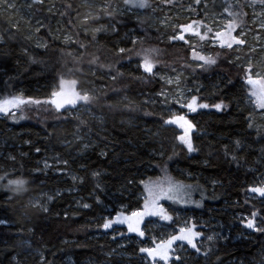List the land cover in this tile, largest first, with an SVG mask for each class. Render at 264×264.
<instances>
[{
  "label": "trees",
  "instance_id": "16d2710c",
  "mask_svg": "<svg viewBox=\"0 0 264 264\" xmlns=\"http://www.w3.org/2000/svg\"><path fill=\"white\" fill-rule=\"evenodd\" d=\"M68 3L76 11H87L81 0L32 4L34 18L43 24L33 36L20 25L19 31L9 32L13 20L0 13V35L4 36L0 43V99H49L51 92L58 90L61 75L79 80L78 90L95 89L100 97L91 105H66L59 113L47 105L24 104L14 116L0 117V176L6 175L0 181V219L7 221L0 224V264H14L11 258L17 253L20 264H40L41 257L44 264H164L153 262L139 251L146 248L142 241L122 248L125 227L113 223L104 229L102 225L106 221L105 208L118 212L127 207L126 214L143 208L144 199L139 196L147 192L142 181L166 186L169 180L185 186L183 197L193 203L175 206L186 211L192 208L189 216L195 217L194 224L200 226L202 234L197 245L201 251L188 254L187 259L183 256L182 264H260L264 233L247 230L240 217L247 211H256L257 224L264 227V197L248 191L264 185V129H256L258 113L248 104L246 67L235 62L231 49L209 48L216 64L201 68L193 61L188 45L169 39L176 35L174 29L156 28L131 13L117 12L116 20L121 21L118 33H101L97 42H90V37L82 32L77 37L76 29L68 23L69 16L61 15ZM111 3L115 6L117 0ZM151 3L159 5L161 11L193 6L198 21L207 15L240 12L238 24L245 25L249 24V5L264 10L259 0ZM49 6L53 9L47 10ZM75 14L70 12L72 17ZM69 35L89 44L87 50L64 43L62 37ZM132 39L140 41L134 52L142 48L161 50V63L155 69L158 75L143 73L138 67L140 57L134 52L130 58L114 54L117 47L133 48ZM37 44H47V48ZM81 54L83 60L75 63L73 56ZM93 55L99 56L103 64L114 65L111 73L90 66L88 60ZM76 67H82L83 74L68 72ZM93 70L95 76L91 75ZM117 71L123 75L112 80ZM164 74L179 75V87L189 91L191 97L196 96L198 104L209 105L196 112L170 105L177 107L175 115H184L195 125L191 139L197 151L189 153L180 142L182 132L178 126L164 124L173 116L160 95L173 91V86L161 79ZM221 102L227 108L217 111L212 107ZM249 115L251 129L247 127ZM237 139L243 148H236ZM233 155L236 161L232 160ZM50 157L68 161L59 169L69 170L83 182L74 181L71 175L43 172L41 162ZM93 172L100 175L93 177ZM9 179L27 180V191L16 195L7 184ZM43 195L52 199L37 202ZM85 203L90 207H82ZM33 204L47 207L48 211L32 207ZM169 212L173 222H178L175 213ZM221 227L224 236H213V231L222 230ZM210 235L212 240L207 239ZM22 241L27 243L22 246Z\"/></svg>",
  "mask_w": 264,
  "mask_h": 264
},
{
  "label": "snow or ice",
  "instance_id": "6c2138e0",
  "mask_svg": "<svg viewBox=\"0 0 264 264\" xmlns=\"http://www.w3.org/2000/svg\"><path fill=\"white\" fill-rule=\"evenodd\" d=\"M43 0H32V4H42ZM196 3L199 4L200 0H196ZM261 5H264V0H259ZM123 4L125 5L126 9L130 8H138V9H146L150 5L148 0H123ZM31 7V4L29 5ZM82 7L87 9L83 13L80 11H76L73 9L71 3L65 5L66 11L61 13L62 16H69L68 23L76 29L75 35L77 37L80 36L81 32L84 36L90 37V42H97V37L101 33H108L111 31L112 33H118L119 28L118 25L121 21L116 20L117 11L113 7L111 0H103L102 3L96 4L94 0H83ZM0 8L5 10L11 9L12 11L16 10V6L11 0H0ZM71 11H75V16L72 17L70 15ZM227 11V9H226ZM123 15V13H120ZM228 15L233 17L232 20L225 26H223L222 30H217L213 32V29L206 24H202L201 22L194 21L193 23L182 25L180 26V33L177 35L171 36L170 40H181L185 43H189V46L192 47L190 42L185 38L184 33H189L193 36L199 37L201 40L208 39L209 33H213L211 36L212 40L218 42L220 48H227L232 49L234 45L236 46H243L246 44V40L243 38H239V35H233L236 31V28L239 27L237 23L238 17L241 15L240 12H228ZM107 21V23H104ZM38 24L43 27L41 22H37ZM143 22L141 21V24ZM199 28L205 29V31L201 32ZM12 30L19 31V22L11 23L9 25L8 31L12 32ZM35 31L38 33L40 32V27H37ZM4 42V36L0 35V43ZM140 41L138 39H132L131 43L133 48H125V47H117L115 50V55L119 58H123L124 56L128 55L130 58V54L134 52L135 46ZM64 43H72L77 44L80 49H84L85 51L89 47V44L81 42L79 39L73 40L72 37L65 36ZM37 47H44L47 48V44H37ZM26 51V50H25ZM161 50L158 48H142L139 51H135L134 54L137 57H140V62L138 67L143 70V73L147 74L148 76H156L158 73L155 71L157 65L161 63L158 59ZM68 55H72V53H68ZM192 59L196 61H200L198 66L204 68L205 66H211L216 64V60L210 56L201 55L199 52L193 48L192 52ZM239 59V57H237ZM83 60V54L79 56H73V61L75 63H80ZM88 64L90 66L95 65L98 68L107 69L109 73L113 70L114 65L111 64H103L100 62V57L93 55L91 59L88 60ZM82 67H76L75 69L69 68V73H81L83 74ZM244 80L246 85H248V96L249 99L255 103V106L258 109L264 110V71L262 70H254V65L251 61L248 62V66L244 68ZM91 75L95 76L96 72L93 70ZM123 73L117 71L116 75H112L111 79L116 80L117 76H121ZM138 79L140 77H137ZM161 79H165L161 77ZM79 80L77 79H66L63 75L59 77V84L58 90H53L51 92V98L46 100L40 99H33L28 98L27 100L24 99L22 96H11L6 97L4 99H0V113H4L5 115L12 114L13 116L15 113H12L11 110L14 108H19L21 105L29 104V105H36L38 107L47 105L50 108L54 107V110L59 113L61 109L65 108L66 105H73L75 106L78 102H83L85 105H91L99 100V96L96 94L95 89L90 90H78ZM166 83L172 84L176 83L179 84V78L177 77L175 80L168 78L166 79ZM160 95H165L163 92ZM176 103H180L182 108H187L190 112H196L198 108H208V104L197 103V97H191L190 102L184 100L183 92L177 94V99L174 101ZM112 107V105H109ZM217 111H221L227 108V105L223 102L217 103L213 105ZM48 110V109H45ZM23 118V117H21ZM247 127L251 129L253 127L252 117L249 115L247 118ZM83 123V121L81 122ZM165 125H172L176 124L179 125L180 128L183 129L184 134L179 136L178 139L182 144H184L187 148L189 153L197 151L194 147L191 139V132L194 130L195 125L186 119L184 115H175L173 114L172 117L169 119L164 120ZM259 131V130H257ZM234 144L237 149L243 148V143L241 140L237 139L234 141ZM88 147V145H85ZM37 152L40 151L39 148L36 149ZM227 154V152H226ZM101 155H106V153H101ZM11 159H15V157H10ZM57 163L67 165L68 161L66 160H59V157L54 158ZM171 159V157H169ZM236 156H232V160L236 161ZM51 167L46 161L44 164V168L47 169ZM37 171H40L39 169ZM93 177H97L100 175L99 172H93ZM5 176H0V181L5 180ZM72 179L74 181L79 180L81 183L83 182V178L73 176ZM131 182V181H130ZM145 191L147 192V196L144 200V210L141 212H132L131 216H123L122 214H118L115 220L106 219L105 223L102 225L104 229H109L112 227L113 223H127L128 224V231L129 232H136L139 236L143 237L144 232L140 230L139 225L143 221L145 216H159L161 220L171 221L172 217L167 214L165 209L162 206H159V201L162 199L171 200L173 202H187L184 200L182 190L185 187L184 185L173 183L171 180L167 181L165 186L164 183L158 182L154 186L145 183ZM8 186L16 195H21L27 191L26 185L28 184L27 180L24 179H9L7 181ZM96 187H99L97 184ZM190 187V186H188ZM251 193H256L260 197H264V185L261 186H253L248 189ZM52 199V197H49ZM97 202L99 200L97 199ZM199 203H197V207H199ZM32 207H41L43 211L47 212V207H43L38 204H33ZM84 208L90 207L89 204L85 203L82 205ZM257 216L258 213L253 211L251 213V218L246 219L244 221L245 227L251 229L256 232L264 233V227H261L257 224ZM7 223V221L0 219V224ZM195 225L191 227L185 226L180 227L177 234L170 235L167 239L161 240L160 243L156 244L154 248H140L141 253H146L148 257H151L153 262L164 261V264H169V261H173V264H182V258L176 254V249L173 248V245L176 244L178 241L186 242L187 245H190L191 248L195 249L197 253L201 250L197 247L195 243V239L201 235V233L194 231ZM31 231V229H29ZM23 229H21V233ZM208 240H212L213 237H207ZM155 243V241H153ZM27 243L26 241H22L21 245ZM181 245H177L180 247ZM207 255V253H204ZM19 253L12 256V261L14 264H20V260L18 259ZM40 264H44V258L41 257ZM260 264H264V257L261 258Z\"/></svg>",
  "mask_w": 264,
  "mask_h": 264
},
{
  "label": "rangeland",
  "instance_id": "374dc122",
  "mask_svg": "<svg viewBox=\"0 0 264 264\" xmlns=\"http://www.w3.org/2000/svg\"><path fill=\"white\" fill-rule=\"evenodd\" d=\"M45 1V0H43ZM48 1H55V0H48ZM82 4H83V0ZM112 1V0H111ZM115 1V0H114ZM152 1L155 2H160L162 0H148L149 7L146 9H138V8H130L126 9L125 5L122 3V1L117 0V3L115 6H113L118 13H131L135 15H139L140 17H143L146 22L154 26L156 28H160L163 30L167 29H174L175 34H179L181 29L180 26L182 25H187L190 23H193L196 17L198 16V13L196 9L193 6H188L183 9H169L165 11H161L159 9V5L153 4ZM12 3L15 4L16 10L12 11L11 9L5 10L3 8H0V13L4 14L6 16H9L12 20L13 23L19 22L20 26H24L27 28V32L29 33L30 36H33L34 33H36L35 29L37 27L42 28L40 24L37 22H41L40 19H36L33 16V13L31 11L32 7V0H11ZM96 4H100L103 2V0H94ZM31 4V7L29 5ZM53 6H49L47 10H52ZM247 15L249 18V21H247L249 24L245 25V23H240L239 22V27L236 28V31L233 33V35H239V38H243L246 40V44L243 46H236L234 45L233 48L231 49L233 51V56L235 62L239 63V65L248 66V62L251 61V63L254 65V70H262L264 71V10L259 9L257 7H253V5H249L247 7ZM232 20V17L227 16V15H207L203 16L202 20L198 21L201 22L202 24H206L209 27L213 29V32L217 30H222L223 26L227 25L229 21ZM238 23V21H237ZM201 32L205 31L203 28H199ZM185 38L190 42L192 47L189 46V43H185L184 41H181L188 45L193 52V48L197 52H199L201 55L205 56H210L211 55V50L209 48H219V49H225V50H230L227 48H220L219 44L217 41L212 40L211 36L213 33H209L208 39L201 40L199 37L193 36L189 33H184ZM61 37V35L59 36ZM65 36L62 38L64 39ZM211 57V56H210ZM239 57V59H237ZM197 65H199L200 61L193 60ZM161 77H164L165 79H162L163 81L166 82V79L171 78L175 80L177 77L179 78V84H180V76L179 75H169V74H164ZM168 84V83H167ZM179 84L177 85L176 83L168 84L170 86H173V91L169 92L166 91L164 93L165 95H162L163 100L166 101L167 104H164L167 110L172 112L173 114L178 113L177 107L171 108L172 104H175L177 106H180V103L174 102L177 99V94L180 92H183L184 94V100L189 101L191 100V95L189 94V91L183 90L181 87H179ZM246 90L248 92V85L245 83ZM248 104L252 108H254L257 113H258V120L256 121L258 124L256 129L258 128H263L264 129V110L258 109L255 106V103L249 99L248 96ZM22 106V105H21ZM20 106V107H21ZM19 108H14L11 110L12 113H18L20 111ZM181 107V106H180ZM5 116L4 113H0V117ZM187 119V118H186ZM176 125V124H175ZM178 128L181 130L182 135L184 134V131L182 128ZM254 127V129H255ZM191 138H192V132H191ZM79 139L84 140L82 137H79ZM55 157H50L48 159H45L41 162L43 172H48L51 171L54 174H64L65 176H72L70 174L69 170L66 169H59V166H65L63 164L57 163V161L54 159ZM45 161L51 165V167L45 169L44 164ZM67 176V177H68ZM185 191L188 193V190L185 189ZM147 195L144 196H139V198L144 199ZM42 198H45V202L50 201L49 196L45 197L43 195L40 200H37V202H42ZM187 202H173L171 200L167 199H162L160 200L159 206H162L165 211L167 212L168 215L172 217L169 211H172L175 213V218L179 219L178 222L174 221L173 222V217L171 221H165L161 220L159 216H145L143 218V221L139 225L140 230L144 232V236L141 237L139 236L136 232H129L128 231V224L127 223H117L121 227H125L127 230V233L125 234V237L122 238L121 241V247L125 248L128 246V244L132 243H139V241H142L145 243L146 248H154L156 244L160 243L161 240L167 239L170 235L172 234H177L178 230L180 227H191L192 225H195L194 231L199 232V225L194 224L195 217H192L191 215L189 216V212L191 211L192 208H189L190 211H186L185 208L183 209H178L176 206H187L193 203V200L190 198L184 199ZM168 203V204H165ZM174 204V206L172 204ZM165 204V205H164ZM176 205V206H175ZM127 207H121V210L118 212H115L112 208H105L106 215L104 216L105 219H116L118 214H122L123 216H131L130 214H126L125 210ZM144 210V203H143V208L140 210H136L133 212H141ZM248 210H251L249 208ZM258 210V209H257ZM240 217L243 219V224L245 225L244 221L246 219L251 218V214L247 211L246 213H243L240 215ZM180 222V223H179ZM172 223L173 225H169ZM178 223V224H177ZM215 228H219L218 226H215ZM222 228V227H221ZM225 234V231L223 230H216L213 231V236L217 237H223ZM212 236V235H210ZM202 238V234L195 239V243L198 245L200 243ZM155 241V243L153 242ZM177 245H181L180 247H177ZM173 248L176 249V254L179 255L181 258L184 256L185 259L189 258L190 253H195V249L191 248L190 245H187L186 242H180L178 241L176 244L173 245ZM161 262V261H158ZM171 262V260L169 261ZM242 264V263H240Z\"/></svg>",
  "mask_w": 264,
  "mask_h": 264
},
{
  "label": "water",
  "instance_id": "95a60500",
  "mask_svg": "<svg viewBox=\"0 0 264 264\" xmlns=\"http://www.w3.org/2000/svg\"><path fill=\"white\" fill-rule=\"evenodd\" d=\"M246 228V227H245ZM247 230H249L248 228H246Z\"/></svg>",
  "mask_w": 264,
  "mask_h": 264
}]
</instances>
